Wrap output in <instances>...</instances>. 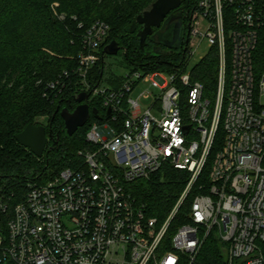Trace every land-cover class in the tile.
<instances>
[{"label": "built area", "instance_id": "1", "mask_svg": "<svg viewBox=\"0 0 264 264\" xmlns=\"http://www.w3.org/2000/svg\"><path fill=\"white\" fill-rule=\"evenodd\" d=\"M188 17L178 66L128 68L104 85L87 78L104 59L109 27L95 21L85 30L76 72L87 101L101 105L87 120V145L71 167L28 180L20 201L0 193V264H179L180 256L193 264L210 232L224 243L226 264H264V0H195ZM203 43L198 62L212 51L217 58L211 91L195 66L185 67ZM141 82L152 91L132 99ZM64 87L58 76L45 96ZM167 168L183 170L186 180L159 222L125 185ZM189 195L190 222L177 226L172 250L157 257Z\"/></svg>", "mask_w": 264, "mask_h": 264}, {"label": "trees", "instance_id": "2", "mask_svg": "<svg viewBox=\"0 0 264 264\" xmlns=\"http://www.w3.org/2000/svg\"><path fill=\"white\" fill-rule=\"evenodd\" d=\"M154 1L0 0V193L13 195L11 204L23 199L28 180L43 181L64 167H71L79 160L77 150L87 145V121L68 135L60 110L72 111L77 105L75 97L84 90L76 72L77 54L84 50L82 35L93 22L102 21L109 27L101 53L106 44L116 40L119 45L117 55L123 57L127 68L170 71L183 60L185 41L178 48L160 43L153 47L156 42L148 35L142 52L137 35L141 25L137 24L133 32L126 31L136 16ZM182 2L190 9L195 0ZM158 49V56L148 57L150 52ZM103 60L91 68L87 78L91 86L102 81ZM216 66L214 51L195 65L197 79L208 91L213 90ZM109 74L106 81L116 82L114 77L117 75ZM58 76H63L65 87L57 96L52 93L46 97L47 83ZM87 102L95 109L101 106L99 98ZM30 122L47 128V144L41 157H36L15 139V135ZM185 180L183 170L167 168L149 180H138L125 187L138 202L146 205L149 216L162 222L183 190ZM189 197L171 221L157 249V257L172 250L171 238L177 226L190 222L187 215ZM186 263L187 259L180 256L179 264ZM193 264H226L224 243L212 232L208 233Z\"/></svg>", "mask_w": 264, "mask_h": 264}, {"label": "water", "instance_id": "3", "mask_svg": "<svg viewBox=\"0 0 264 264\" xmlns=\"http://www.w3.org/2000/svg\"><path fill=\"white\" fill-rule=\"evenodd\" d=\"M180 4L181 0H155L148 9L138 14L132 24L126 28L127 32H133L137 24L141 25L137 31V35L139 37V47L142 52L144 51L146 37L152 35L154 28L160 27L167 14L180 6ZM172 37L173 40L171 42H166L163 38H159V41L168 47L178 48L180 42L179 30ZM118 51L119 45L116 40H111L103 48V54L116 55ZM157 51L153 50L148 54V57L158 56L159 52ZM88 97L89 92L82 91L75 97L77 105L72 111H69L67 108L60 110V116L64 121V128L68 135H72L79 127L86 123L90 112L94 115L97 114L95 108H89L87 103ZM188 128L189 126H186L185 131ZM46 132L47 128L44 125L30 122L15 135V139L36 157H41L47 144L48 137Z\"/></svg>", "mask_w": 264, "mask_h": 264}, {"label": "rangeland", "instance_id": "4", "mask_svg": "<svg viewBox=\"0 0 264 264\" xmlns=\"http://www.w3.org/2000/svg\"><path fill=\"white\" fill-rule=\"evenodd\" d=\"M207 49H208L207 48V44L206 43H203V44H201L199 47H197L194 50L193 54H191L190 56H188V58H186V60H185V62H186L185 63L186 71L190 70L193 66L196 65V63L198 62V60L203 55L206 54ZM71 57L72 56H69V58H71ZM103 61H104V66H105V72H104V75H103V79H102L101 85H104L106 83V78L110 75L109 73L115 74L117 76H122V75L125 74V72L128 69L126 67V64H125V62L123 60V57L121 55H117V54L116 55L104 54V60ZM144 91H152V90L151 89H148V86L146 84H144V83L141 82L138 85H136L135 88L130 92V97L132 99H138L139 96ZM94 98H96V97L90 96V99L89 100H93ZM150 101H151V97L150 96L149 97H142L140 99V103H142V104H147ZM41 119H44V117H42ZM189 196L191 197V195H189Z\"/></svg>", "mask_w": 264, "mask_h": 264}, {"label": "flooded vegetation", "instance_id": "5", "mask_svg": "<svg viewBox=\"0 0 264 264\" xmlns=\"http://www.w3.org/2000/svg\"><path fill=\"white\" fill-rule=\"evenodd\" d=\"M188 10L189 9L186 8L185 3H183L181 0L180 6L171 10L167 14L161 26L158 28H154V32L152 33V35H150L154 43L156 42L153 45V47L157 46V43H160L159 38H163L164 41L166 42H171L173 40L172 36L178 30L180 32L179 46L181 45V42L186 41L188 39V31H189ZM164 46L168 47L167 45ZM158 51L160 50L158 49Z\"/></svg>", "mask_w": 264, "mask_h": 264}]
</instances>
